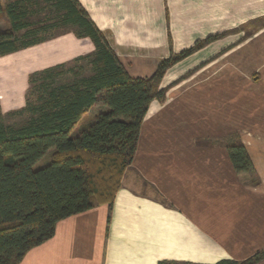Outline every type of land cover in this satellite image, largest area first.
<instances>
[{"label":"crops","instance_id":"0c3cea01","mask_svg":"<svg viewBox=\"0 0 264 264\" xmlns=\"http://www.w3.org/2000/svg\"><path fill=\"white\" fill-rule=\"evenodd\" d=\"M78 1L131 77L149 78L161 60L220 35L165 71L166 99L150 102L111 207L59 220L18 264H215L264 250V126L249 127L243 113L250 89L264 87V27L241 28L264 16V0ZM93 49L70 31L0 55L1 112L24 107L32 72ZM235 133L257 185L235 171L224 145L206 143Z\"/></svg>","mask_w":264,"mask_h":264},{"label":"trees","instance_id":"16d2710c","mask_svg":"<svg viewBox=\"0 0 264 264\" xmlns=\"http://www.w3.org/2000/svg\"><path fill=\"white\" fill-rule=\"evenodd\" d=\"M0 18L7 24L0 29V55L41 43L59 29L89 38L94 46L75 57L72 66L60 63L29 75L24 107L7 112L25 115L23 123L6 124L0 109V264H18L53 236L59 220L96 205L111 207L150 102L166 99V87L159 88L165 71L220 34L170 55L151 77L140 78L129 75L78 0H0ZM65 74L71 80L60 82ZM95 105L103 109L79 125ZM75 126L78 132L71 135ZM206 143L224 145L235 171L259 183L237 135ZM48 150L50 161L35 168ZM263 258L261 250L243 261L215 264H256Z\"/></svg>","mask_w":264,"mask_h":264},{"label":"rangeland","instance_id":"374dc122","mask_svg":"<svg viewBox=\"0 0 264 264\" xmlns=\"http://www.w3.org/2000/svg\"><path fill=\"white\" fill-rule=\"evenodd\" d=\"M43 15L44 14L41 13L40 14V17H43ZM262 21L264 22V16L263 17H260V18H255V19L247 22L246 24L242 25L241 28H242V30L245 29L244 30L245 31L244 33H246L247 30H250L252 32L253 30H256L257 28L264 27V24L261 25L260 27H257L260 24L259 22H262ZM64 32H65V30H63V29H59V30H56L55 31L56 35H59V34L64 33ZM66 32H70V31H66ZM66 65L67 66H72V62L71 63H67ZM84 72L87 73L88 72V69H85ZM261 77H262V74H260V78H256L254 80L261 79ZM71 78H72V76L70 74H65V75H63L62 77L59 78V81L60 82H68V81L71 80ZM248 99H249V103L243 105V109H244L243 110V113H246V111H249L250 112L249 127H254L253 126L254 123H259L262 126H264V119L257 121V119H256L257 117L254 118V116L257 115V114L261 115L260 116L261 118L264 115V87H261L260 86V88H257L256 87L255 89H250V98H248ZM100 106L101 105H97L94 109H92L89 112V114L86 115L80 121L79 125H84L85 123H88L89 120L91 119V117L93 116V113L96 110H98L100 108ZM25 118L26 117L23 114L22 115L21 114L10 115V114L5 113V115L3 117V121L6 124H12L14 126H17V125L23 123V121L25 120ZM240 123H241V121H235V125H237V124L240 125ZM77 128L78 127H74V129L72 130V134L71 135H75L78 132ZM235 135H237V134L235 133ZM238 138H239V136H238ZM51 151L52 150H48L45 153V155L35 164L34 167L35 168H38V167H42V166L46 165L50 161Z\"/></svg>","mask_w":264,"mask_h":264}]
</instances>
